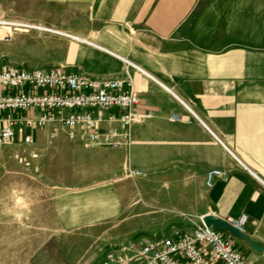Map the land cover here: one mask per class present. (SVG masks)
I'll list each match as a JSON object with an SVG mask.
<instances>
[{"label":"crops","instance_id":"obj_1","mask_svg":"<svg viewBox=\"0 0 264 264\" xmlns=\"http://www.w3.org/2000/svg\"><path fill=\"white\" fill-rule=\"evenodd\" d=\"M13 6L18 20L67 33L75 42L77 57L58 65L112 77L121 75L126 59L143 71L133 75L134 111L141 118L132 126L130 163L173 165L175 191L182 189L176 184L181 167H196L204 187L202 216L241 223L242 236L227 237L249 264H264V0H13ZM54 130L56 140L66 141L62 129ZM31 134L46 135V129ZM112 152L117 167L123 149ZM97 166L95 176L113 171L105 160ZM210 169L225 175L206 187ZM28 193L32 214L37 194ZM63 198L56 196L62 229L118 211L107 185L72 196L79 210L71 216Z\"/></svg>","mask_w":264,"mask_h":264},{"label":"rangeland","instance_id":"obj_2","mask_svg":"<svg viewBox=\"0 0 264 264\" xmlns=\"http://www.w3.org/2000/svg\"><path fill=\"white\" fill-rule=\"evenodd\" d=\"M19 23L35 25L17 19L13 0H0V66L46 68L60 66L65 57H77L73 40L44 31L42 26L21 27ZM52 127L60 128L58 124L32 127L46 129V135L31 134L32 146L18 138L9 145L0 144V264H107L108 255L121 245L173 229L188 230L201 220L204 187L196 167H181L182 180L176 184L182 189L175 191L173 165L136 167L130 163V147H118L123 156L116 167L112 151L117 148L83 145L79 150L67 137L66 141H49L47 132ZM90 148L103 153L90 154ZM33 151L40 156L32 158ZM136 157L142 160L141 153ZM101 160L113 167L108 176H95ZM134 168L141 170L140 176L128 175ZM105 185L118 202L116 213L92 225L58 228L62 210L56 196L66 197L65 209L71 216L79 210L72 196ZM30 190L37 194L32 214L25 204Z\"/></svg>","mask_w":264,"mask_h":264},{"label":"built area","instance_id":"obj_3","mask_svg":"<svg viewBox=\"0 0 264 264\" xmlns=\"http://www.w3.org/2000/svg\"><path fill=\"white\" fill-rule=\"evenodd\" d=\"M43 30L68 36L45 27ZM122 61L121 75L112 77H94L63 66H0V144L9 145L18 135L20 143L32 146L34 139L25 129L58 124L68 140L84 146L129 148L132 126L141 118L134 111L138 96L133 75L143 71L129 60ZM55 135L51 130L49 141ZM30 156L37 158L40 153L33 151ZM128 175L139 176L141 171L129 170ZM224 175L220 169L208 170L205 186L211 187L216 177ZM231 225L244 233L241 223ZM108 258L107 264H249L232 240L201 220L188 230L173 229L138 243L128 242Z\"/></svg>","mask_w":264,"mask_h":264},{"label":"water","instance_id":"obj_4","mask_svg":"<svg viewBox=\"0 0 264 264\" xmlns=\"http://www.w3.org/2000/svg\"><path fill=\"white\" fill-rule=\"evenodd\" d=\"M201 221L206 225V226H212L213 228L217 229V230H227L229 232H231L234 235H239L242 236V234L240 232H238L231 224L222 221L220 219H217L216 217L206 214L203 215L201 218Z\"/></svg>","mask_w":264,"mask_h":264},{"label":"bare ground","instance_id":"obj_5","mask_svg":"<svg viewBox=\"0 0 264 264\" xmlns=\"http://www.w3.org/2000/svg\"><path fill=\"white\" fill-rule=\"evenodd\" d=\"M39 27V26H38ZM42 29V28H41ZM71 37V36H70Z\"/></svg>","mask_w":264,"mask_h":264}]
</instances>
